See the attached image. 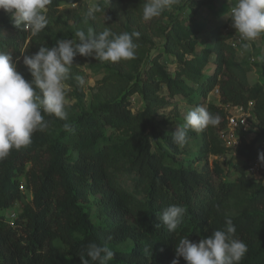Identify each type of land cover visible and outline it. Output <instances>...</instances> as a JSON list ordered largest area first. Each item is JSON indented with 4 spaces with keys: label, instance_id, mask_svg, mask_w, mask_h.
Instances as JSON below:
<instances>
[{
    "label": "trees",
    "instance_id": "16d2710c",
    "mask_svg": "<svg viewBox=\"0 0 264 264\" xmlns=\"http://www.w3.org/2000/svg\"><path fill=\"white\" fill-rule=\"evenodd\" d=\"M80 1L52 0L46 8L48 25L36 36L14 27L11 16L0 12V51L12 54L18 70L30 80L24 55L41 46L51 48L90 26L79 9L71 6ZM145 2L108 0L104 17L91 20L95 30L140 33L134 38L139 56L157 35L142 18ZM64 3L69 7L61 9ZM210 32L213 46L199 52L173 24L166 32L163 52L152 57L132 84L122 72L133 60L115 62L116 71L101 80L103 102L74 118L69 123L73 131L57 133L59 118L45 114L49 127L35 133L28 147L13 149L0 161V264H81L80 255L90 242L115 252L108 264H171L180 238L199 241L224 228L229 217L236 237L248 249L240 264H264V180H255L247 172L249 161L263 148L264 88L250 82L249 67L236 59L238 51L228 41L233 32L224 24ZM164 53L175 58V74L162 63ZM78 57L66 81L69 84L83 76ZM261 68L264 78V61ZM164 87L168 97L162 94ZM216 89L220 104L206 103ZM135 94L144 101V108L137 112L132 109ZM194 94L202 97L201 105L219 123L200 133L188 129L187 141L200 134L201 153L216 156L233 151L241 157L244 162L240 164L228 161L234 170L232 180L184 164L176 158L181 148L173 143V133L161 130L170 123L159 118L169 98ZM251 101L259 132L239 130V144L228 148L219 132L227 124L226 106L248 107ZM117 132L127 136L117 142ZM161 139L171 152L162 147ZM125 177H131L132 188L126 186ZM21 186L29 190L31 201L12 217L13 207L25 198ZM170 205L187 209L176 232L168 231L157 216ZM56 242L64 246L63 252ZM146 246L152 255L145 254ZM180 264H186L182 257Z\"/></svg>",
    "mask_w": 264,
    "mask_h": 264
},
{
    "label": "clouds",
    "instance_id": "9594fccd",
    "mask_svg": "<svg viewBox=\"0 0 264 264\" xmlns=\"http://www.w3.org/2000/svg\"><path fill=\"white\" fill-rule=\"evenodd\" d=\"M52 0H0V10L11 14L13 26L21 30H31L38 35L48 25L46 8ZM177 0H146L142 9L145 21L160 17ZM231 27L238 33L241 47L247 51L251 43L264 36V0H228ZM100 8L92 6L87 17L95 19ZM86 22V21H85ZM138 32L113 34L109 29L96 33L92 28L87 32L78 30L73 38L62 39L51 48L41 46L31 55L23 56L31 79H27L13 62L12 54L0 51V161L7 158L13 149L20 150L32 143L37 132L49 127L46 115L67 121L66 81L75 63V57H91L97 61H130L136 58ZM19 60V57H17ZM79 86L85 84L82 76L76 77ZM219 118L213 116L204 106H197L185 116V123L178 125L173 133L175 145L183 148L187 143V130L197 133L209 126H216ZM66 131H73L69 123ZM264 165V152L259 155ZM187 209L182 205H170L157 213L159 221L170 232L181 226ZM160 227V223L155 225ZM247 245L236 237L233 220L226 218L225 227L214 230L210 235L193 241L185 236L175 246V258L171 264H180L182 257L186 264H240L247 253ZM145 254L152 255L150 246ZM115 252L107 245L95 242L87 245L80 255L81 264H108Z\"/></svg>",
    "mask_w": 264,
    "mask_h": 264
},
{
    "label": "rangeland",
    "instance_id": "374dc122",
    "mask_svg": "<svg viewBox=\"0 0 264 264\" xmlns=\"http://www.w3.org/2000/svg\"><path fill=\"white\" fill-rule=\"evenodd\" d=\"M108 0H81L73 7H77L80 11V15L89 21L90 26L96 33L95 27L92 23V18L87 17L88 9L92 6L100 8L99 12L95 13V17H104L107 10ZM69 7L67 4H63L61 9ZM230 5L228 0H177L170 9H166L160 17L153 18L152 20L145 21L147 27L156 32V36L153 37V41H148L142 49L139 56H137L126 72H122V75L129 81V85L132 84L137 75L140 74L151 63L152 57L158 52H163V44L165 41L166 32L173 24L177 25L179 30L182 31L186 38L193 41L197 51L203 52L205 48H211L213 46L214 39L211 35V29L217 24H224L227 26L230 32H235V29L231 27V19L229 17ZM188 27L189 30L185 28ZM88 28L83 31L87 32ZM191 29V30H190ZM211 57L210 60H212ZM236 59L241 61L250 71L248 72V78L255 87L264 88V78L262 75V62L264 61V36L253 42V45L247 50L242 48L237 52ZM162 63L168 68V70L175 74L177 69V62L172 55L164 53ZM78 67L83 71V78L85 84L79 86L77 82L67 83V99L69 107L67 108L68 119L67 121L59 119V122L55 128L58 133L64 129L65 123H70L74 118L89 113L97 109L102 100L101 93V80L111 73L115 72V63L111 61L100 62L91 57L80 56L77 59ZM210 69L206 68L208 73ZM122 93L119 94L120 97ZM163 95L167 96V90L164 87ZM170 102L165 107L159 110V118L170 122L168 125L161 126V130L164 134H170L176 130L178 125L185 123V116L190 110L195 109L201 105L203 99L200 95L194 94L190 97L177 95L174 98H169ZM132 109L134 112L142 110L144 108V101L139 94H135L131 97ZM206 103L220 104L219 95L216 92H211L204 100ZM206 108V106H204ZM250 132L253 134L259 132V128L252 122L249 125ZM220 130L219 132H221ZM127 134L125 132H117L115 134V140L119 142L122 138H125ZM202 144L201 135H197L189 139L186 145L181 148L180 153L177 155V159L184 164L193 168L201 169L206 168L211 170L218 179L232 180L234 178V170L232 169L229 160L232 162L242 163L243 159L237 156L233 151H228V154L223 158H217L214 155L201 153L200 147ZM162 147L169 150V146L165 139H161ZM171 152V151H170ZM220 171V175L217 173ZM219 176H218V175ZM126 178V186L132 188L131 177ZM25 198L22 201L16 203L13 207V211L18 213L22 210L25 202L31 201V193L24 187ZM136 192H139L138 190ZM142 195V193H138ZM12 212H9L10 214ZM8 214V212H6ZM93 219L97 221L95 213H92ZM62 252L65 250L64 246L60 242H56Z\"/></svg>",
    "mask_w": 264,
    "mask_h": 264
},
{
    "label": "built area",
    "instance_id": "2783aa9c",
    "mask_svg": "<svg viewBox=\"0 0 264 264\" xmlns=\"http://www.w3.org/2000/svg\"><path fill=\"white\" fill-rule=\"evenodd\" d=\"M6 15L11 16L10 13H7L3 10H0ZM30 30V29H29ZM232 46L239 51L241 47V41L239 39V35L236 32H233V35L228 40ZM253 42L251 43V46ZM214 92L219 94L218 89ZM227 124L224 129L220 132V137L222 138L224 144L228 148H233L237 144H239V137L238 131L243 130L246 131L249 129V125L252 122H256V116L253 112V102L249 103L248 107L243 106H234V105H227ZM262 150H260L250 161L247 167V172L250 177L255 180H264V165H261L259 162V155L261 152H264V143L262 144ZM223 155H216L217 158H223ZM24 189V186H21ZM16 215L15 212L12 213V217Z\"/></svg>",
    "mask_w": 264,
    "mask_h": 264
}]
</instances>
